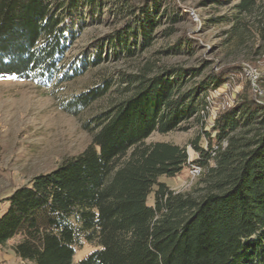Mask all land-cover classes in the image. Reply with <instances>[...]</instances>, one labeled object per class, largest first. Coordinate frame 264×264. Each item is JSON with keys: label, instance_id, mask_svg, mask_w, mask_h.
Wrapping results in <instances>:
<instances>
[{"label": "trees", "instance_id": "16d2710c", "mask_svg": "<svg viewBox=\"0 0 264 264\" xmlns=\"http://www.w3.org/2000/svg\"><path fill=\"white\" fill-rule=\"evenodd\" d=\"M236 7L239 14L259 10L264 31V0ZM105 9L132 20L109 37L130 53L151 44L165 14L158 0H0V77L47 88L73 80L90 60H68V51ZM178 15L168 16L175 22ZM243 66L232 63L192 84L177 66L130 77L132 92L86 123L93 136L82 152L0 191V247L19 237L12 248L30 264H264V74L254 88ZM239 82L233 104L206 129L211 91ZM109 87L105 81L63 107L78 113ZM192 124L199 127L193 162L202 173L191 191H176L162 177L185 169L187 147L147 139ZM85 243L97 248L75 260Z\"/></svg>", "mask_w": 264, "mask_h": 264}, {"label": "rangeland", "instance_id": "374dc122", "mask_svg": "<svg viewBox=\"0 0 264 264\" xmlns=\"http://www.w3.org/2000/svg\"><path fill=\"white\" fill-rule=\"evenodd\" d=\"M132 1L142 6L151 0ZM158 1L165 14L154 28L149 46L138 44L133 53L115 48L110 43L111 34L123 31L126 24L133 22L129 16L117 18L105 9L102 21L86 25L68 51V60L81 56L90 60L87 69L73 80L47 88L12 76L0 77V191L6 189L1 195L38 173L52 170L64 157L82 152L93 136L86 123L132 92L135 82L130 77L152 75L160 66H177L186 70L192 84L240 62L254 88L258 87L256 80L264 74V31L259 26V10L239 14L238 0ZM169 13L179 14L175 22ZM99 54L101 60L93 64L91 61ZM195 70L199 73L194 76ZM105 81L110 83L108 91L80 112L74 114L63 107L64 101ZM261 84L264 89V81ZM241 89L239 82L211 91L206 129H210L220 109L233 104L235 93ZM198 132L199 127L192 124L188 130L154 132L147 139L187 147L190 158L185 169L176 176L162 177L176 191H191L200 177L192 180L189 173L190 163L197 157L192 141ZM200 142L206 145L205 139ZM18 239L0 247V264H30L12 248ZM96 248L94 243H85L76 249L74 259L79 260Z\"/></svg>", "mask_w": 264, "mask_h": 264}, {"label": "built area", "instance_id": "2783aa9c", "mask_svg": "<svg viewBox=\"0 0 264 264\" xmlns=\"http://www.w3.org/2000/svg\"><path fill=\"white\" fill-rule=\"evenodd\" d=\"M189 173L192 180L196 179L202 173V166L195 162L190 163Z\"/></svg>", "mask_w": 264, "mask_h": 264}]
</instances>
